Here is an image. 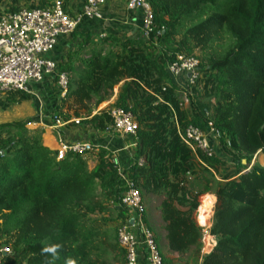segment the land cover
<instances>
[{
    "label": "trees",
    "instance_id": "trees-1",
    "mask_svg": "<svg viewBox=\"0 0 264 264\" xmlns=\"http://www.w3.org/2000/svg\"><path fill=\"white\" fill-rule=\"evenodd\" d=\"M146 1L153 13L147 41L86 37L85 44H94L88 58L80 56L81 48L58 63L68 86L51 114L63 121L80 118L68 125L106 131L109 109L97 107L117 86L113 107L130 111L137 123L129 136L136 146L129 165L119 166L104 148L91 168L84 153L57 160L59 145L44 141V128L0 126V243L10 248L0 264H109L108 250L113 261L125 264L116 229L110 241L105 218L90 217L112 206L124 218L120 167L142 197L163 195L158 209L169 251L195 254L200 264H264V166L255 161L249 167L255 155L264 156V0ZM12 2L4 9L19 8ZM178 54L199 61V75L186 89L165 69ZM26 99L29 94L9 93L0 111ZM210 123L232 168L219 171L215 150L194 155L180 138L179 128L207 131ZM193 182L201 188L193 190ZM211 182L216 207L209 234L216 243L202 255L195 212Z\"/></svg>",
    "mask_w": 264,
    "mask_h": 264
},
{
    "label": "built area",
    "instance_id": "built-area-1",
    "mask_svg": "<svg viewBox=\"0 0 264 264\" xmlns=\"http://www.w3.org/2000/svg\"><path fill=\"white\" fill-rule=\"evenodd\" d=\"M106 0H83L82 7L74 16H70L63 7V0H51L41 7L23 6L18 9H0V101L9 93H30V82L40 83L46 79L56 80L59 96H64L68 86V76L60 72L58 62L49 57L60 37L71 34L84 19L101 20L102 8ZM126 10L140 12L142 27L130 38L147 41L153 25V13L146 0H126ZM199 61L184 54H178L176 60L165 66L173 80L186 77L193 83L198 77ZM99 110V109H97ZM109 128L125 136H134L137 123L130 111L122 107H111ZM73 121L78 124L80 118L63 121L52 116L50 128L58 129ZM42 125L40 120L26 121V126ZM184 144L194 155L198 150L210 156L214 148L210 142L216 133L211 123L207 131L188 125L178 129ZM217 136V135H216ZM98 150L87 141L59 143L57 160L64 158L67 152L86 153ZM199 162L198 158H196ZM203 165H205L202 162ZM118 174L124 180V191L120 196L122 205L127 208L124 218L116 228V238L124 250L125 264H165L154 233L147 224L146 206L141 191L127 174ZM10 253V248L0 243L1 257Z\"/></svg>",
    "mask_w": 264,
    "mask_h": 264
},
{
    "label": "crops",
    "instance_id": "crops-1",
    "mask_svg": "<svg viewBox=\"0 0 264 264\" xmlns=\"http://www.w3.org/2000/svg\"><path fill=\"white\" fill-rule=\"evenodd\" d=\"M48 1L51 0H39L37 4L44 5ZM82 3L83 0H63V7L70 16H74L80 11ZM102 13L103 17L101 20L84 19L71 34L60 37L55 49L49 53V57L53 58L58 63L64 62L66 61L69 52L82 48V54H80V56L82 58H88L89 54L94 50V44H85L84 39L86 37H89L93 42H98L100 39L108 35H115L119 38L126 36L130 37L135 31L142 27V17L140 12H129L126 10V0H106V3L102 8ZM174 82L182 89L187 87L186 77L175 79ZM29 87V99L16 102V105L12 107L16 109L15 113L11 114L12 121L21 122L40 120L42 125H37V127H42L46 130L44 134V141L46 143H57L59 145L60 142L70 143L73 141H87L92 146L99 149L104 148L111 152L119 166L125 167L131 163L136 152L134 140L129 136L116 132L114 129L110 128L106 131L94 130L90 129L87 125L84 126L81 124L68 125L58 129L50 128L52 121L51 114L60 98L56 80L46 79L40 83L30 82ZM117 93L118 87L114 89L110 101H105L103 104L113 105ZM101 107L102 106L98 109L103 108ZM262 163L263 164L261 165L264 166V160ZM144 203L146 206V198L144 199ZM158 206H156V209L161 220ZM150 214L151 213H148L146 207L145 218L148 225L150 223L153 224ZM161 223L162 235H160L157 243L158 245L164 246L165 251L167 252L166 254L162 252L163 257L171 260L173 264H176V262H178L179 254L169 251L166 248L165 231L163 229L164 223L163 221ZM200 223L204 225L207 221L202 220Z\"/></svg>",
    "mask_w": 264,
    "mask_h": 264
},
{
    "label": "rangeland",
    "instance_id": "rangeland-1",
    "mask_svg": "<svg viewBox=\"0 0 264 264\" xmlns=\"http://www.w3.org/2000/svg\"><path fill=\"white\" fill-rule=\"evenodd\" d=\"M1 2H3V4H1ZM38 2H39V0H17L16 4H19V8H20V7H23V6H30L31 4H37ZM13 3L14 2H12V0H0V9H4V7H5L4 5H8L9 6V5H13ZM114 89H113L112 95L114 93ZM112 95L110 96V98L107 101H110V99L112 98ZM116 97H117V95H116ZM182 101H183L184 106H187L188 102H187L185 94L182 96ZM103 103H100L98 105L97 109L100 108V106H102L103 108L105 107L107 109L113 107V105H111V104H109V105L105 104L104 105ZM91 104H92V101H91ZM14 105H16V102H13L12 104H10V106L6 110L0 111V126L14 123V121H12L13 119H12V115H11V114H14L15 111H16L15 108H12ZM21 122L26 124V121H21ZM35 127H37V126H28L27 128H35ZM211 137H212L213 142L215 144L214 145L215 146L214 150H215L216 156L220 159V163L218 164L219 171L225 170L226 168H232L233 165L227 163V162H229V159L220 150V146H219V144L217 142L218 139H217L216 135L215 136H211ZM98 152H99L98 150H89L88 152H86V153H84L82 155V158H84V160L86 161V165H87L88 168H91V167H93L95 165L96 160H97V153ZM263 157L264 156H262V155H255L253 160L251 161L249 167L255 161H257L259 164H263L262 163L263 160H264ZM140 161H142V159H140ZM225 162L227 164H225ZM246 170H243V171H246ZM212 172L214 173V178H215L214 180H216V181L218 180L219 181L220 180L219 179V174L216 173L214 170H212ZM210 186L212 187V190L210 192H208V193H212L210 195L212 196V199H213V202H212L213 205H211V214H210V216H209V218L207 220V223L202 225L199 222V213L197 211L198 208H197V210L195 212L196 222H197V224L199 226L202 227V237H201L202 248H201V253H200L202 255L210 252V250L214 247V245L216 243L214 237L209 234V228L211 226L213 213H214V210H215V207H216V196L213 194V192L215 190V182H211ZM190 187L193 190H199L201 188V183L193 182V183H191ZM208 193H205V194L199 196V198H198L199 205L201 204V202L203 200V196L208 194ZM145 198H146L147 211H148V213H151L150 214V218L153 221V224L150 223L149 227L152 230V232L154 233L155 238L157 240H159L160 235H162V230H161V228H162L161 227L162 226L161 222L162 221L159 218L156 206H158L159 205L158 203H160L161 200L163 199V195L146 194V195H144L143 199H145ZM90 217L94 218V219H99V220H103V218H105V224L103 225V228H104V230H106L107 239L112 241L113 240L112 236H113V234L115 232L114 230L117 228L118 224L121 221L117 217V212L113 209V207L109 206L107 211H105L103 213H100V214L97 213L95 215H90ZM208 242L211 244V249L207 250L206 249V245H207ZM159 249H160L161 254H162V252L164 254L167 253L165 251L164 246L159 245ZM104 257H105V259L107 260V262L109 264H120V261H113L112 260L113 256H112V253L109 250L105 253ZM200 262H201V259H200L199 256H197L195 254H192V253H187V254H182V255L179 254L178 262H176V264H200Z\"/></svg>",
    "mask_w": 264,
    "mask_h": 264
},
{
    "label": "bare ground",
    "instance_id": "bare-ground-1",
    "mask_svg": "<svg viewBox=\"0 0 264 264\" xmlns=\"http://www.w3.org/2000/svg\"><path fill=\"white\" fill-rule=\"evenodd\" d=\"M213 202L212 196L210 194L204 195L201 204L198 207L199 221H207L211 214V205ZM207 234V233H206ZM206 249H211V244L208 242Z\"/></svg>",
    "mask_w": 264,
    "mask_h": 264
},
{
    "label": "clouds",
    "instance_id": "clouds-1",
    "mask_svg": "<svg viewBox=\"0 0 264 264\" xmlns=\"http://www.w3.org/2000/svg\"><path fill=\"white\" fill-rule=\"evenodd\" d=\"M54 249H52V248H46V249H44V251H48V252H52ZM70 264H71V262H70Z\"/></svg>",
    "mask_w": 264,
    "mask_h": 264
},
{
    "label": "water",
    "instance_id": "water-1",
    "mask_svg": "<svg viewBox=\"0 0 264 264\" xmlns=\"http://www.w3.org/2000/svg\"><path fill=\"white\" fill-rule=\"evenodd\" d=\"M242 163L245 164V160H242Z\"/></svg>",
    "mask_w": 264,
    "mask_h": 264
}]
</instances>
